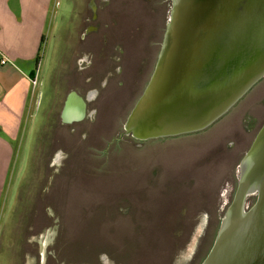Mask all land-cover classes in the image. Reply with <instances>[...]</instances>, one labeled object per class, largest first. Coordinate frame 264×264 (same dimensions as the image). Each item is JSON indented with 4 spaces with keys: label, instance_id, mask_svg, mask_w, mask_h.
Segmentation results:
<instances>
[{
    "label": "rangeland",
    "instance_id": "rangeland-1",
    "mask_svg": "<svg viewBox=\"0 0 264 264\" xmlns=\"http://www.w3.org/2000/svg\"><path fill=\"white\" fill-rule=\"evenodd\" d=\"M106 1L99 18L110 22L108 46L124 48L121 61L97 38L86 56L89 0H50L22 128L11 140L0 132V264H201L264 123L263 77L201 132L125 136L172 0H100L99 8ZM71 90L87 113L64 125Z\"/></svg>",
    "mask_w": 264,
    "mask_h": 264
},
{
    "label": "water",
    "instance_id": "water-1",
    "mask_svg": "<svg viewBox=\"0 0 264 264\" xmlns=\"http://www.w3.org/2000/svg\"><path fill=\"white\" fill-rule=\"evenodd\" d=\"M264 77V0H172L149 81L123 126L138 142L201 132ZM86 116L67 93L64 125ZM201 264H264V123L237 170L233 198Z\"/></svg>",
    "mask_w": 264,
    "mask_h": 264
},
{
    "label": "crops",
    "instance_id": "crops-1",
    "mask_svg": "<svg viewBox=\"0 0 264 264\" xmlns=\"http://www.w3.org/2000/svg\"><path fill=\"white\" fill-rule=\"evenodd\" d=\"M49 9L50 0H0V61H7L0 64V132L10 140L17 137L25 118Z\"/></svg>",
    "mask_w": 264,
    "mask_h": 264
},
{
    "label": "flooded vegetation",
    "instance_id": "flooded-vegetation-1",
    "mask_svg": "<svg viewBox=\"0 0 264 264\" xmlns=\"http://www.w3.org/2000/svg\"><path fill=\"white\" fill-rule=\"evenodd\" d=\"M98 1H100V0H89V2L86 3L87 13H86V15H85V17L83 19V23L84 24H83L82 30L80 32V40H81V42H83V44L85 43L86 45L88 44V46H87V48L85 50V54L88 57L90 56L89 53L92 51V46L94 44L92 39L95 40L97 38L99 40L100 44L102 45V47H105V46L107 47L108 46V38H109V33H110V22H108L107 20L106 21H102L99 18V13L100 12H104V13L107 12L110 3L109 2L107 3V1H106L105 3H107V5H105L102 8H99V5L97 3ZM168 19H169V13L167 12L166 22H168ZM87 40H88V42H86ZM147 44H150V42L147 41ZM121 46L122 45H120V43L116 42V41L111 45V47L108 46L111 49L110 53H112V58H114L116 61L120 60V58H121L120 55H122V58H123L124 48H122V54H121V48H120ZM117 52H119V53H117ZM140 56L145 57V59H147L146 56H151V55H150L149 50H143V52L141 53ZM145 70L146 69L144 67V71ZM152 72H153V70H152ZM152 72H151V74H152ZM85 102H86V113H87L88 104H87L86 100H85ZM59 118H60V114H59ZM85 118H86V116H85ZM136 142H138V141H136Z\"/></svg>",
    "mask_w": 264,
    "mask_h": 264
},
{
    "label": "trees",
    "instance_id": "trees-1",
    "mask_svg": "<svg viewBox=\"0 0 264 264\" xmlns=\"http://www.w3.org/2000/svg\"><path fill=\"white\" fill-rule=\"evenodd\" d=\"M44 43V38L42 37L41 38V41H40V46H39V49H38V54L35 58V67H37L38 63H39V60H40V50H41V47H42V44ZM35 76V73L32 74V78H34Z\"/></svg>",
    "mask_w": 264,
    "mask_h": 264
},
{
    "label": "built area",
    "instance_id": "built-area-1",
    "mask_svg": "<svg viewBox=\"0 0 264 264\" xmlns=\"http://www.w3.org/2000/svg\"><path fill=\"white\" fill-rule=\"evenodd\" d=\"M0 64L5 65V64H7V61H5L4 59H1ZM31 84H32L33 88L37 86V77L34 76V78H32Z\"/></svg>",
    "mask_w": 264,
    "mask_h": 264
}]
</instances>
